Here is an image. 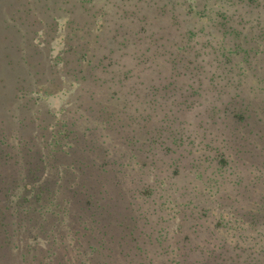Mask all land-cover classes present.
<instances>
[{
  "label": "rangeland",
  "instance_id": "obj_1",
  "mask_svg": "<svg viewBox=\"0 0 264 264\" xmlns=\"http://www.w3.org/2000/svg\"><path fill=\"white\" fill-rule=\"evenodd\" d=\"M220 2L221 0H202L201 2L197 0L200 8L203 4L205 5L201 9L208 10L205 12L207 16L211 12L210 9L221 8V11L226 10L225 13L228 14L236 8L235 3L221 5ZM91 3H93V10L97 13L103 11L104 8H112L113 12L116 9L121 14L123 13L119 0H92ZM162 3L166 4L163 8L161 7ZM189 3L192 5L188 6ZM193 4L194 0H161L155 5H151V3L142 5L141 11L145 16L144 21H148L145 23L148 32L153 28L157 34L162 35V39L168 38L166 44L172 42L173 46L168 47V51L173 47L177 48L179 42H182V37L185 34L182 32L185 28L194 26L197 31L198 42L195 43V40H192L190 46H193V49L183 51H186V59L203 66L201 67L203 72L188 77L190 72H194V68L186 69L184 66L188 62H184L183 66L179 65V70H185L186 74L183 78L173 79L174 87L181 88L179 91L175 89L170 93L163 103L175 107L173 115H170V117L176 115L175 124L186 120L188 129L197 130L199 135L202 132L200 130L202 126L197 123L203 120L204 127H208L206 115L209 113L212 99L220 94L217 95L216 89L224 81L220 80L223 75L219 73L220 78L217 81L220 83L214 89L209 88L207 80L211 78L212 71L208 65L212 62V65L215 66L216 60L212 54L204 53L202 56L201 52L203 48L206 50L214 42L218 45L217 41H219L221 33L210 25L204 28L210 30L209 35L205 30H198L202 23L206 25L209 22L204 16L199 18L200 9L196 7L197 4L195 7ZM16 6H10L6 0L0 1V36L4 39V43L0 41V118L8 131L17 129L20 133L33 138L36 134L39 135V126L43 125L41 118L46 115L48 116L47 120L50 121L49 128L60 116L66 119L71 115L78 116L79 112L76 111L80 100L77 97V91L74 90L75 85H72L74 84L72 78L59 72L61 63L51 67L56 55L62 54L65 49L63 41L68 30L66 27L68 13L66 14L64 9L58 8L61 15L57 17L56 28L51 30L41 28L36 35H33L37 24L36 27H31L28 25V20L17 18L18 14L23 16L25 14L22 13L23 11L17 12L16 9L20 8H16ZM62 7L68 8V4L64 3ZM127 8H129V13L133 10L131 4ZM35 10H38V7ZM79 13L75 8L72 15L82 23L84 18H79ZM87 15L90 17L89 14ZM87 15L86 19H88ZM212 15L217 17L214 13ZM124 17L119 28L123 35L127 34L131 39L137 38L133 33L142 35L145 37V44L148 45L144 31L138 29L139 23L130 20V17ZM137 17L140 18L141 15ZM28 18L31 20V15L28 14ZM6 20H10L12 23L8 28H5L8 24ZM176 21L178 24L180 22L182 24L176 26ZM99 22L100 19H97V23ZM24 33H28V35H24ZM139 46L144 47L141 44ZM130 47H133L132 51L136 52V46L130 45ZM151 48L154 52L155 48ZM63 59L65 60L64 57ZM260 59L256 60L253 71L247 73L245 81L238 83L237 88H240V96L235 97V99L237 98L235 106L248 103L247 105L252 107L255 113L263 117L261 122L256 123L254 130L258 132L248 133L251 137L249 141L248 138H245L246 133L244 137L241 133L231 135L232 128L228 127V123L232 122L231 119H221L217 125L210 128L212 133L209 138L213 142L211 144L213 148H216V144L221 146L225 138H228L222 148L225 149L229 163L222 167L220 172L216 173L215 171V161H213L212 167L205 166L208 165L205 159H208L209 148L203 146V141L198 144V150L188 152V156H182L187 153V149H177L174 153L165 156L166 158H160L156 167H146L141 172L135 165H125L123 172L113 169L103 179H95L92 183L86 177L91 175L92 178H95L97 173L94 170L95 167L89 164L92 167L88 166L86 169L77 171V179L68 178L60 184H54V188L62 189L61 197L67 200L68 206L69 201L71 202V214L70 217H62L59 221H63L60 223L55 218L47 222L49 237L37 239V241L39 240L37 260L31 261V256H28L26 261L14 258L12 250L5 243L6 238H4L3 231L0 230V244H6L0 248V264H175L177 258L174 256V250L180 243L192 244V246L202 244L189 256L191 264L193 261L214 264L220 257L215 256L214 261L209 256V252L221 251L220 243L225 250L224 255L227 257L225 263H229L232 255L236 253L232 261L234 264H246L248 260L249 264H264V66L257 64ZM261 60L264 62V56ZM35 62L40 65L33 68ZM156 63L164 71L170 69L171 63L168 60L165 62L158 60ZM41 66L45 70V66H47L46 72L35 74V69L39 71ZM149 73L155 74L150 71ZM53 75H59L60 83L54 82L56 86L47 82ZM36 76L43 77L38 83L41 86V91L38 92H41L42 95L36 96L35 92L31 93L30 100L24 93L26 94L27 89L31 88L32 81L37 78ZM198 76L204 77L202 88H205L201 96L189 94V90L185 91L186 84L190 80H193L194 84L198 83ZM19 84H24V88L16 87ZM233 85L221 89L224 90L223 96L219 100H215V104L220 107L226 105L225 103L231 104L234 98ZM36 88L39 86L37 85L34 90ZM18 90H23L24 93H19ZM180 93H184L182 97ZM15 94L21 95L15 96ZM184 98L187 103L191 104V110H183L186 104H176ZM170 102L172 104H169ZM62 109L66 110L62 111ZM98 127L100 129L97 127L96 129L100 133V136L99 133L97 134L99 145L95 143L92 146H95V150L98 152L105 150V153L112 155L113 150L120 148L118 137L112 133L108 134V131L101 130V125ZM46 133L48 134V131ZM110 135L112 140L107 137ZM42 137L40 135L37 137L39 141L37 143L40 146L46 144L45 139L49 135H42ZM104 139L107 142L103 143ZM86 159L88 157L70 159L65 156L58 162L61 165H58L56 170L66 169L70 164ZM98 160L101 161L100 158ZM200 171H204V174L200 175ZM8 174L9 172H7ZM77 180L80 184H75ZM1 183L2 181H0V204L4 206L10 201L13 202L14 198H5ZM74 184L76 187L78 185L88 187L92 184L95 190L102 185L105 193L102 194L104 199L100 201L102 206L98 209L100 224L107 226L110 234L119 243L121 242L123 247L117 246V242H108L105 248L98 247L93 250L90 246H99L96 243L98 235L95 239L86 241L82 247H79L78 242L71 239V234L75 229L79 230V234L83 230L77 217L80 213L79 206L85 202L84 196L74 194ZM102 207L108 209L103 215H101ZM262 209L263 216L259 217L260 221L257 225H250L248 221L243 224L240 221L242 210L253 213L254 210L258 212ZM220 215L221 218L229 222L221 220L223 226L217 227L216 223H220L218 219ZM131 216L135 217L134 222L130 220ZM124 220H126V225H129V228L125 230L126 227L121 225V221ZM3 221H5L4 218ZM8 222L10 221L7 220L8 234L13 240L21 241L24 245L27 242H34L31 236L35 230L34 232L30 230L28 233L16 222L13 225H9ZM195 222L200 225H196ZM111 224L114 225V228L111 227ZM193 228L195 231H192ZM157 232L164 233V237L167 239L163 245L161 243L159 245L157 242H148V235L157 236ZM187 236L190 237L187 238ZM86 239L84 238V240ZM48 244L51 250L46 251ZM66 248L68 249L66 250ZM205 248L207 249L205 250ZM145 253L152 257L153 262H147L148 259L144 258ZM54 255L58 256L61 261L57 262Z\"/></svg>",
  "mask_w": 264,
  "mask_h": 264
},
{
  "label": "trees",
  "instance_id": "obj_2",
  "mask_svg": "<svg viewBox=\"0 0 264 264\" xmlns=\"http://www.w3.org/2000/svg\"><path fill=\"white\" fill-rule=\"evenodd\" d=\"M6 1L10 6L15 7L17 5L16 8L20 9H16V11H23L22 13L25 14V16L18 14L17 18L28 20V25L31 27H36L37 24L33 35H36L41 28H45V30L56 28L57 17L61 15L57 10L58 8L64 9L65 13H68L66 19L68 30L63 41L65 49L62 54L56 55L51 67L61 63L59 72L72 78V83L74 82L72 85H75L74 90L77 91V97L80 100L76 111L79 112L78 116L73 117L71 115L67 119L60 116L50 125V128L48 127L50 123L47 120L48 116L41 118L43 125L39 126V135L41 137L42 135H49L45 139L46 144H43V146L37 143L39 142L37 139L39 135L36 134L31 138L20 133L17 129L8 131L0 118V181H2L1 186L5 192V198H14L13 202L10 201L4 206L0 204V230L3 231L4 238H6L5 243L9 245L14 258H21V260L26 261L27 257L31 256V261L37 260L36 256L39 255L37 247L39 246V240L37 241V239L49 237L47 222L55 218L60 223L63 221H59L62 217H70L71 214V202L69 201L68 206L67 200L61 197L63 195H61L62 189L54 188V184H60L68 178L77 179V171L88 168L89 164L95 167L94 170L97 173L95 178H92L91 175L86 177L92 183L95 179H103L113 169L123 172V167L129 164L137 166L141 172L146 167H156L160 162V158L174 153L177 149H187V153L182 156H188V152L198 150V144L203 141V146L209 148L208 159H205L208 165L205 166L212 167L214 165L213 161H215V171L218 173L222 167L229 163L225 149L222 148L228 138H225L221 146L216 144V148H213L211 146L213 142L209 138L212 133L211 126L217 125L221 119H231L232 122L228 123V127L232 128L231 135L241 133L244 137L246 133L245 138H248V141L251 139L248 133L258 132L254 129L256 123L261 122L260 120L263 117L255 113L253 108L247 105L248 103L235 106L237 102L235 97L240 96V88H237L238 83L245 81L247 73L253 71L256 60L262 59L264 56V0H221V5L235 3L236 8L228 14L225 13L226 10L221 11V8L210 9L217 17L211 16V12L207 16L205 12L208 10L201 9L205 5L203 4L200 8L197 0H194L193 6L195 7L197 4L196 7L200 9V12H198L200 13L199 18L204 16L209 22L206 25L202 23L198 30L204 31V28L210 25L221 33L220 39L217 41L218 45H216V42H212V46L206 48V50L203 48L201 52L202 56L204 53L212 54L216 60L215 66L212 65V62L208 65L212 71L211 78L207 80L209 88L214 89L218 86L220 82L217 79L220 78V74L223 75L220 80L224 81L216 89L217 95L220 94L212 99L209 113L206 115L208 127H204L203 120L197 123L202 126L200 137L197 130L188 129L186 120H182L180 124H175L176 115L170 117V115H173V108L175 107L163 103L170 93L175 89L179 91L181 88L174 87L175 81L173 79L176 77L183 78L186 74L185 70H179V65L183 66L184 62H188L184 67L186 69L194 68V72H190L188 77L202 73L201 67L203 66L197 62H190L185 58L186 51H183L193 49V46H190L192 40H195V43L198 42L197 31L194 26L185 28L182 32L185 33L182 42H179L177 48L173 47L169 51L167 49L173 44L172 42L166 44L168 38L162 39V35L157 34L153 28L148 32L145 24L148 21H144L145 16L141 11V6L147 3L155 5L161 0H119L122 14L116 9L115 14L112 8H104L103 11L97 13L93 10L92 0ZM38 3L39 6H37ZM64 3L68 4V8L62 7ZM130 4L133 6V10L129 13L127 7ZM165 5V3H162L161 7L163 8ZM190 5L192 4L189 3L188 6ZM37 7L38 10H35ZM75 8L76 11L80 12L78 17L84 18L82 23L72 15ZM28 14L31 15V20H29ZM86 15L88 19H86ZM138 15H141V17L138 18ZM124 16L130 17V20L139 23L138 29L144 31V36L148 39V45L145 44V37L142 35L133 33L137 37L135 39H131L127 34L126 36L123 35L119 28L122 24L121 20L125 18ZM97 19H100L99 23H97ZM6 21L8 24L5 28H8L12 23L10 20ZM175 24L178 26L182 22L178 24L176 21ZM205 32L208 35L210 34V30H205ZM24 35H28V33H24ZM0 41L4 43L3 37L0 38ZM139 44L144 47L139 46ZM130 45L136 46V52L132 51L133 47H130ZM151 47L155 48L154 52H152ZM261 59L257 64L264 66ZM158 60L160 62L170 61V69L168 71L162 70L160 66H157L158 63L156 62ZM39 65L40 63L35 62L33 68ZM45 67L47 70V66ZM46 70L41 66L39 71L35 69V74H43ZM149 71L155 74L153 75ZM36 77L32 81L31 88L27 89L26 94L23 92L24 89L18 90L19 93L23 92L30 100L31 93L34 94L35 92L36 96L41 94V92H38L41 91V86L38 83L43 77ZM203 79L204 77L198 76V83L196 84L193 83V80H190L186 84L185 91L189 90V94L201 96L205 88H202ZM47 82L48 84L52 83V85H55L54 82L60 83L59 75H53ZM232 84H234V98L231 104L225 103L226 105L223 107L215 104V100H219L223 96L224 90L221 89L229 88ZM37 85L39 88L34 90ZM16 87L24 88V84L16 85ZM183 94L180 93V96L182 97ZM169 104H172V102ZM176 104H186L183 110H191V104L187 103L185 98ZM64 110L62 109V111ZM99 125H101V130L108 131V134L112 133L118 137L120 148L113 150L112 155L105 153V150L98 152L95 150V146H92L95 143L99 145L98 137L100 133L96 129V127L99 128ZM98 133L99 136L97 137ZM107 137L112 140L111 135ZM105 142L107 141L104 139L103 143ZM65 156L70 159L77 157H88V159L70 164L66 169H58L59 171H57L56 168L61 165L58 162ZM7 172H9L8 175ZM199 173L200 175L204 174V171ZM75 184H80V182L77 180ZM75 184L74 194L84 196L85 200L79 206L80 213L77 217L83 230L79 234V230L75 229L71 234V239L78 242L79 247H82L86 241L95 239L98 235L99 238L96 243L99 246H90L93 250L98 247L105 248L108 242H117V246L123 247L121 242L119 243L110 234L107 226L100 224L98 209L102 206L100 201L104 199L102 194L105 193L102 185L95 190L92 184L88 187L78 185L80 188L76 187ZM97 196L100 197L96 198ZM107 210L102 207L101 215ZM256 211L254 210L252 213L242 210L240 221L243 224L248 221L250 225H257L260 221L259 217L263 216L261 214L263 209ZM221 217L220 215L218 218L220 223H216L217 227L223 226L221 220L225 219ZM3 218L5 221L2 222ZM7 220L10 221L8 222L9 225L16 222L28 233H30V230L33 232L35 230L31 236L34 242H27L24 245L21 241L16 242L13 240L11 235L8 234ZM130 220L134 222L135 217L131 216ZM225 222L229 221L225 220ZM195 224L200 225L198 222H195ZM121 225L126 227L124 230L129 228V225H126V220L121 221ZM111 227L114 228V225L111 224ZM192 231H195V228ZM189 237L187 236V238ZM84 238L87 239L84 240ZM166 240L164 233L157 232V236L153 235L152 237L150 234L148 235V242L150 243L157 242L159 245L160 243L163 245ZM150 243L148 244L150 245ZM6 244H0V248H3ZM199 246H202V244H195V246H192V244H178L176 250H174V256L177 258L175 264H191L189 256ZM219 248H222L219 252H209V256L214 261L215 256L220 257L214 264H234L232 261L236 253L232 255L229 263H225L227 257L224 255L225 250L221 243ZM48 250H51L49 244L46 247V251ZM64 254H66V251H64ZM144 258L148 259V263L153 262L148 253H145ZM55 260L57 262L61 261L58 256L55 257ZM249 262L248 260L246 264H249ZM193 264L208 263L193 261Z\"/></svg>",
  "mask_w": 264,
  "mask_h": 264
}]
</instances>
